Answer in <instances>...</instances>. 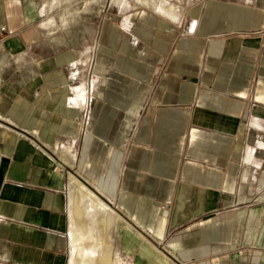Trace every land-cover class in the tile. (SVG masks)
I'll return each mask as SVG.
<instances>
[{"label":"crops","instance_id":"obj_1","mask_svg":"<svg viewBox=\"0 0 264 264\" xmlns=\"http://www.w3.org/2000/svg\"><path fill=\"white\" fill-rule=\"evenodd\" d=\"M2 26L0 264H67L79 183L131 264H264V0H0Z\"/></svg>","mask_w":264,"mask_h":264},{"label":"bare ground","instance_id":"obj_2","mask_svg":"<svg viewBox=\"0 0 264 264\" xmlns=\"http://www.w3.org/2000/svg\"><path fill=\"white\" fill-rule=\"evenodd\" d=\"M77 190L79 193L85 194L87 200L85 199L80 212L72 208V205L68 206L69 243L71 247V257L68 264H117L116 260L110 259L108 252L106 254L100 251L101 237L99 238L91 227V224L96 222L100 230L103 223L97 216L111 213V208L84 185L77 186ZM70 200L72 201L71 197ZM84 216H89L90 222L85 221ZM82 229L86 231L88 238L82 234ZM91 239L92 241H90Z\"/></svg>","mask_w":264,"mask_h":264},{"label":"rangeland","instance_id":"obj_3","mask_svg":"<svg viewBox=\"0 0 264 264\" xmlns=\"http://www.w3.org/2000/svg\"><path fill=\"white\" fill-rule=\"evenodd\" d=\"M28 1V0H27ZM35 2L36 8L39 11L46 12L47 15L60 13L61 9L64 8H72L76 6H98L100 9L106 8L110 2H115L116 5L121 6L123 4V0H30ZM86 49V48H85ZM77 179V178H76ZM78 180V179H77ZM79 181V180H78ZM81 182V181H79ZM82 184L79 183L77 186H81ZM90 188V187H89ZM97 195V194H96ZM98 196V195H97ZM67 197H68V188H67ZM99 197V196H98ZM105 203L109 205V203L99 197ZM71 205L76 211H81V206L83 205L85 199L87 197L85 194H81L78 192L77 187H75L71 192ZM112 212L107 214L98 215V219L103 223L101 227V231L99 230V225L96 222L91 224V227L94 233L100 238L102 241V245L99 247L100 251L103 253L108 252L109 257L112 260H116L117 264H131V260L129 258H124L122 255L118 253V225H119V215L115 211V209L109 205ZM85 221L90 222L89 216H84L83 218ZM82 234L85 236L87 235L86 231L82 229ZM67 264L69 263L71 257V247L69 243V217H68V209H67ZM101 235V236H100ZM88 238V236H86ZM89 240V239H88ZM92 241V239L90 240ZM105 243V244H104ZM80 244V243H79ZM107 254V253H106Z\"/></svg>","mask_w":264,"mask_h":264},{"label":"built area","instance_id":"obj_4","mask_svg":"<svg viewBox=\"0 0 264 264\" xmlns=\"http://www.w3.org/2000/svg\"><path fill=\"white\" fill-rule=\"evenodd\" d=\"M4 31H5V27L2 26V27L0 28V34H3ZM74 91H75V90H74ZM84 93H85V91H82V92H79V93H75V92H74V96H75V97L77 96V98H82L83 95H84Z\"/></svg>","mask_w":264,"mask_h":264}]
</instances>
